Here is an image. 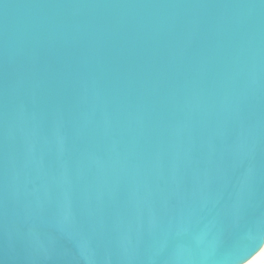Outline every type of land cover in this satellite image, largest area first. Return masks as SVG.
I'll use <instances>...</instances> for the list:
<instances>
[{"label":"water","instance_id":"obj_1","mask_svg":"<svg viewBox=\"0 0 264 264\" xmlns=\"http://www.w3.org/2000/svg\"><path fill=\"white\" fill-rule=\"evenodd\" d=\"M263 244L264 0H0V264Z\"/></svg>","mask_w":264,"mask_h":264},{"label":"bare ground","instance_id":"obj_2","mask_svg":"<svg viewBox=\"0 0 264 264\" xmlns=\"http://www.w3.org/2000/svg\"><path fill=\"white\" fill-rule=\"evenodd\" d=\"M243 264H264V244L256 254Z\"/></svg>","mask_w":264,"mask_h":264}]
</instances>
